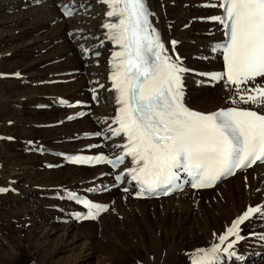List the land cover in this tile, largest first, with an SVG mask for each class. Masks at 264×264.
Listing matches in <instances>:
<instances>
[{
  "label": "bare ground",
  "instance_id": "6f19581e",
  "mask_svg": "<svg viewBox=\"0 0 264 264\" xmlns=\"http://www.w3.org/2000/svg\"><path fill=\"white\" fill-rule=\"evenodd\" d=\"M59 1L0 0V27H2L0 28V70L5 67L2 74L6 75V79H13V82H18L16 81L17 79L19 82L24 80L30 81V84H35L32 88H21L20 92L16 90L17 87H14L15 91L13 90L12 92L7 89L8 96L5 99L8 103L7 108L9 107L10 111L8 112V118L13 121L10 123V132L7 134L8 140H19L20 143L26 145L27 149L76 152L77 148L83 145L96 146L94 141L81 144L82 142L74 141V139L91 133L94 131L96 123H100L110 117L112 97L107 91L105 84L104 88L98 92L102 104L93 108L90 116L74 121H68L69 117H73L72 112H79L82 109L72 111L57 105V103H59V100H74L78 98H87L85 100L88 102V91H91L92 88L100 83H105L109 70L106 65L108 55H110L109 58H112V52L119 51V46L115 45L110 48V41H104V45L101 47L102 57L99 60H95L99 62L97 67L93 65L95 61H84V56L80 51L88 46L92 37L98 38V41H103L108 30L102 25L116 22V19L106 17L105 12L107 9L100 3V0H71L76 2L77 6L91 7V9L75 18L60 21V15L55 8L56 2ZM185 1L147 0L153 13V21L161 38L165 44H168L170 39L176 40L180 64L184 68L191 70L183 75V84L186 87L183 92V101L189 108L205 113H211L221 108L237 107L226 102V99L230 98L231 86H226L225 80L217 81L219 83H216L208 76L209 72L217 71L220 67L221 54L216 47V43L222 40V28L219 22H214L207 18L221 15V13L219 8H203L202 4L214 3L216 0ZM31 5L35 7L26 10V12L21 11L23 7H30ZM15 10H18V13H13ZM7 11H11L12 14H7ZM205 13L207 14L205 15L207 17L205 21L207 25L200 33L201 35L195 34L196 36H193L191 33L192 29H187L188 21L193 17H201ZM24 21H29L27 28L29 30L15 32V30H19L20 24ZM8 25H12V33L10 30H6L7 27L5 26ZM44 30H48L46 36H35L37 32ZM65 32L72 33L70 40L65 36ZM18 34L20 37H17ZM28 34H30L31 38H29ZM61 39H63L62 44L51 46L54 41ZM190 42L193 44H190ZM83 45L84 47L82 48L81 46ZM38 49L40 51L46 50V54L41 55L38 53L36 55L33 51ZM24 58L29 60L25 61ZM57 60L60 62L52 64L53 61ZM46 64H49L47 67L51 68L48 74L32 73L37 67H44ZM85 65L87 68H84ZM67 72H72V74L78 72V74L65 76L64 74ZM57 75L60 76L58 77ZM62 80L71 81L67 84H62ZM95 81H98V83H94ZM198 81L201 84H197ZM255 81L257 82L251 81L252 85L247 84L243 87L264 86V78L256 79ZM42 82L46 83H43L42 87L37 88V83ZM215 84L218 87L214 88ZM205 89L211 90L206 92ZM13 96L14 98H12ZM192 97L193 99H191ZM45 98L49 100L46 104L42 102ZM26 105H34V107L36 105H47L45 113L48 118H33L31 117L33 113L27 118H20V112L15 108ZM255 107L264 109V105H255ZM250 109L257 110L255 108ZM261 113H264V111H261ZM41 124H52L53 128H48V130L41 129V133H39L42 136L33 138L32 134L37 131L35 127ZM116 145H118L117 141L105 144L106 147H116ZM90 149L92 152L99 151L97 147ZM38 161V166L54 163L47 155L37 160L28 159L27 163L21 165L23 166L21 170H16L18 168L17 164L12 165V163L7 162L1 174H4L3 177L6 180L5 189L9 191V188H13L15 192L14 195L11 193V196L19 204L18 212L26 219L32 234L30 238L33 240L32 242L38 253L43 254L44 262H48L55 255H58L57 258H59L56 261L57 264H70L79 257H88L92 251H96L91 246V240H96V234L93 231L97 229L105 231L104 237L100 236V245H104L107 248V235L112 233L122 250L128 249L129 252L132 250L130 257H133L128 259L127 264H189L191 260L190 254L194 249L208 247L216 243L218 236L225 228L230 226L232 221L243 214L248 207L260 206L262 211H264V175L262 177L257 175L256 179L253 176L257 172H264L263 165L254 166L248 171L251 175L247 177L248 183L246 186L240 184V182L237 183L240 187L239 195L237 196H239V203H242V205H239L238 208L234 207L235 209L232 208L234 204L229 203L233 202L232 199H226V197H232L231 193H234L233 188L229 186L230 184H227L232 180L231 178L221 183L223 188L220 191L222 194L220 198L211 195L216 197L213 198L214 201L212 200V203L209 201V195L212 190L208 192L184 191L158 201H134L128 195L114 191L105 192L97 199L111 202L112 206L108 212L98 216L94 221L77 223L73 217L72 219L68 218V215L73 216L75 212L76 214L78 213V210L75 212L65 211L62 209L63 207H58L57 209L60 210H57V216H48L45 202L37 200L38 194H36V191L38 190L41 196L44 194L53 196L58 195L59 191L71 192L75 189L73 186L78 185L87 190L101 189L105 187L107 178L96 179L94 182H91V179L103 173V169L94 168L88 170L65 166L51 171L43 170V173L37 174L41 178L39 179V187L41 188L38 189L35 187L36 184H34L37 180H31L29 177H31L32 172H28V169H30V171L32 170L35 173L34 167L37 166L36 162ZM89 176L91 177L89 178ZM236 177L237 175L234 178ZM22 181L31 185L17 190L16 185L20 182L22 183ZM219 185H216L214 189ZM42 190H45V192H42ZM49 204L51 205V203ZM207 204L212 205L211 210L206 208ZM114 213L122 216L121 221L115 218ZM0 214L3 213L0 212ZM259 217V222L254 223L253 219H251L242 226V229H247V225H251L255 226V231L264 230V216L259 215ZM168 218L170 219L169 221ZM47 220H51L56 225H50ZM81 229H87V231L81 232L79 231ZM121 231L127 232L128 239H132L131 244H127L126 241L121 239ZM214 233L217 235L214 236ZM80 235L85 236L86 242H84L87 249L84 248L73 252L75 248L73 246L75 244L74 241L76 238H80ZM101 241H106V243ZM247 243H249V240ZM249 246H251V243H249ZM97 248H99V245ZM251 248L253 247L251 246ZM101 249L104 248L101 247ZM253 249L255 251L249 253L239 246L237 252L244 255L247 258L246 261H254L252 256L246 253L262 254V250L259 247ZM258 250L261 251L258 252ZM97 252H100V249H97ZM62 254H64V257H61ZM103 258H105V263H111L112 255Z\"/></svg>",
  "mask_w": 264,
  "mask_h": 264
},
{
  "label": "snow or ice",
  "instance_id": "6c2138e0",
  "mask_svg": "<svg viewBox=\"0 0 264 264\" xmlns=\"http://www.w3.org/2000/svg\"><path fill=\"white\" fill-rule=\"evenodd\" d=\"M106 6V17L116 22L102 25L107 39L119 46L109 61L111 90L119 107L113 123L114 136L126 141L116 147L123 152L114 160L104 161L114 168L131 158L127 169L132 180L140 186L139 194L168 195L184 173L191 187H212L238 169L264 163V114L257 111L229 108L205 114L188 108L183 102L182 73L191 71L173 59L150 20L153 15L146 0H100ZM202 7L219 8L222 15L207 19L223 25L227 41L221 49L225 71L212 74L211 79L234 86L237 93H245L243 103L264 105V86L244 88L256 78H264V0H216ZM71 15V13H66ZM173 48L176 41L171 42ZM215 51V49H214ZM18 75V74H17ZM71 119V117H69ZM73 163L91 162L76 158ZM117 176V180H120ZM8 189L0 188V192ZM127 191V189H125ZM88 209L85 219H95L106 207L80 201ZM264 216L260 206L248 207L232 221L219 243L208 249H198L192 264H220L223 254L237 256L234 245L244 239L240 225ZM216 236L217 234H213ZM264 240V236L261 237ZM233 250V251H230Z\"/></svg>",
  "mask_w": 264,
  "mask_h": 264
},
{
  "label": "rangeland",
  "instance_id": "374dc122",
  "mask_svg": "<svg viewBox=\"0 0 264 264\" xmlns=\"http://www.w3.org/2000/svg\"><path fill=\"white\" fill-rule=\"evenodd\" d=\"M186 1H188V0H186ZM202 5H204V4H202ZM36 6H38V4H36ZM33 7H35V6H33ZM30 8L31 7H26V9H25V7H23L21 9V11L22 12H26V10H30ZM203 8H208V7H203ZM7 12H8L7 14H9V15L12 14L11 11H7ZM13 13H18V10H15ZM205 15H207V14L205 13L201 17L200 16L199 17L198 16L197 17H193L190 21H188V24L186 26H187V29H190V30L192 29L191 33H192L193 36L195 34L199 35L202 32V30H204V27L207 25L206 22H205L207 17ZM28 22L29 21H24L23 23H21L20 27H19V30H15V32H19L21 30L22 31L23 30L28 31L29 30V29H27L28 25H29ZM209 24H211V23H209ZM51 26H53V25L51 24ZM5 27H7L6 30H10V32L12 33V25H8V26H5ZM0 28H2V27H0ZM168 29H170V28L168 27ZM204 33L206 34V32H204ZM47 34H48V30H44V31L37 32L35 36L36 37L42 36V35L46 36ZM28 35H29V38H31L30 34H28ZM17 37H20V35L18 34ZM16 42L18 43V41H16ZM62 42H63V39L58 40L56 42L54 41L53 45H51V46L60 45V44H62ZM190 44H193V43L190 42ZM33 52H35L36 55L38 53L41 54V55L46 54V50H41L40 51L38 49V50L33 51ZM24 60L27 61L29 59L28 58H24ZM59 62H60L59 60L53 61L52 64H56V63H59ZM47 66H49V64L44 65V67H42V66L41 67H37L35 70L32 71V73H34V74H48V71L51 68L47 67ZM2 68H3V70H0L1 74L4 71L5 67H2ZM84 68H87V66L86 67L84 66ZM73 74H75V73H73ZM77 74H78V72H77ZM52 75L55 76L54 74H52ZM46 76H49V75H46ZM57 76L59 77L60 75H57ZM68 82H70V81H68V80H65V81L62 80L61 81L62 84H67ZM9 83L12 85V87H11V85ZM43 83L45 84L46 82L37 83L36 87L37 88L38 87L39 88L42 87L44 85ZM197 84H201V82L198 81ZM49 85L51 86V84H49ZM33 86H35V84H30V81H24L23 80L21 82V80H20V82L19 81L18 82H13V79H6V76L4 74H2L0 76V110L2 109L0 111V188L1 187L2 188H6V180L3 177L4 174H1V173H3V168H4L5 163H7V162L9 163L10 162V163H12V165H16L17 164L16 166L18 168H16V170H18V169L21 170V168L23 167L21 165L27 163L28 159L31 158L32 160L33 159L37 160V159L41 158V157H38V156H40V155H38V153H36L32 149H27L25 147L26 145L20 143L19 140H17V141L16 140H14V141L8 140V134L10 132V125H11L10 123L13 122V121H11L8 118L9 117L8 116V112H10V111L8 109L9 107L7 108L8 103H7L6 99H5L8 96L7 89H8V91L12 92L14 90V87L15 88L17 87L16 90L18 92H20L21 88H25V87L26 88L27 87L28 88H32ZM210 90L211 89H209V90L205 89L206 92H209ZM236 93L237 92H235L233 95H235ZM12 98H14V96ZM191 99H193V97ZM229 99L230 98L226 99V102L228 104L230 103ZM231 100H232L231 103H233L234 105L252 107V104L243 103V102H241V100H238L234 96H231ZM48 101L49 100L47 98H45L42 102H44V104H46ZM15 109H17L18 112H20L19 113L20 118H27V117L31 116V113H33L32 116H31L33 118H43V119L48 118V115H46V113H45L46 110L36 109V106L34 107V105H26L24 107L23 106H17ZM35 128H36L37 131H35L32 134L33 138L42 136V134H40L41 133V129L42 130L43 129L44 130L45 129L48 130V128H42V127H40V125L36 126ZM51 128H53V127H50L49 129H51ZM36 164H37V166L34 167L35 170H36L35 173L32 170L30 171V169H28V172L29 173L32 172L31 173V177H29L31 180H35V181L37 180L38 181V182L36 181L35 183H34V181H32V182L34 184H36L35 187H37L39 189V188H41V187H39V185H40L39 179H41V178H39V175H37V174L43 173L42 171L44 170V168L41 165L38 166L39 161L36 162ZM242 175H245V177L244 176L241 177L240 175H237L236 178H232V180L229 181V183H227V184H230L229 186L232 187L233 191H234V193L233 192L231 193L232 197H226V199H228V200L232 199L233 202H229V203L234 204V206L232 208H234V207L238 208L239 205H242V203H239L240 202L239 201V196H237V195H239L238 193L240 191V187L237 185V183L240 182V184H243L244 186H246L247 183H248V178L247 177H250L251 173L247 172V173H244ZM257 175L262 177L264 175V172H261V173L257 172L255 174H253L255 179L257 178ZM91 176H89V178ZM29 185H31V184H26L25 181H22V183L20 182V183H18L16 185L17 186L16 189L17 190L24 189L26 186H29ZM222 188H223V185L221 184L216 189L211 191V193L209 195V201L211 203H212V200L214 201L213 198H216V197H212L211 195L218 196L220 198L221 195H222L221 192H220L222 190ZM42 192H45V190H42ZM235 192H236V194H235ZM11 193H13V195L15 193L13 188H9V191L0 192V212L3 213V214H0V264H57L56 261L59 260V258H57L58 255H55L54 257H51L48 260V262H44V260L42 258L43 254L38 253L37 248L34 246V243L32 242L33 240L30 238L32 236V234L30 232L29 226L26 223V219H24L19 214V212H18L19 204L16 202L15 198H13L11 196L12 195ZM9 194H10V196H9ZM36 194H38L37 195V200L38 201L42 200V202H43V200H45V198L44 199L40 198L41 195L39 194L38 190L36 191ZM50 200H52V199H50ZM52 201L55 202V203L58 202V201H55V200H52ZM53 202H51V203H53ZM58 203L65 204V202H63V201L62 202H58ZM44 204H45V206L47 204L50 205L49 203L46 204V202ZM206 206H207L206 208H208L209 210L212 209V205H208L207 204ZM45 208L48 209L47 207H45ZM62 209L67 211L65 208H62ZM57 210H60V209H57ZM46 211H47L46 213H47L48 216L53 217V216H57L58 215V212L56 213L55 209L53 207H51L49 210H46ZM116 214L114 213L115 218L118 221H121L122 216L117 214V217H116ZM169 220L170 219L168 218V221ZM47 222L50 223V225H54V226L56 225L51 220L50 221L47 220ZM84 228H86V227H84ZM79 231L86 232L87 229H83V230L81 229ZM104 232L105 231H100V230H97V229L93 231V233L96 234V240H91V246H93L94 249H96V251H92L91 254L88 255V257H79L77 260L72 261L70 264H127L128 263V259L133 257V256L130 257V255H131L130 252H132V250L130 252L128 251V249L127 250H122L118 246V243H117V241L114 238V234H112V233H110V234L108 233V235H107L108 244H106V245H108V247L106 246L107 248H105L104 245H100L99 244V241L101 239L100 236H102V238H103L104 235H105ZM121 232H122L121 233V239L123 241H126L127 244H131L132 239H128L129 236H128L127 232L126 231H121ZM112 235H113V239H112ZM79 237L80 238H76V240L74 241L75 244L73 246L76 249L74 248L73 252H75L77 250H80V249H84V248L87 249V246H86V243H85L86 242L85 236L84 235H80ZM29 241H31V242H29ZM101 242L106 243V241H101ZM249 243H251L250 240H249ZM249 243L246 242V245L249 246ZM98 245H99V248H97ZM101 247L104 248V249H101ZM242 248H244V247H242ZM253 248H251L250 250H247L246 248H244V249L247 250L249 253H253L255 251V249H253ZM97 249H100V252H97ZM109 249L111 250L112 253L110 252ZM141 250L143 251V249H141ZM260 251L261 250H258V252H260ZM111 255H112L111 263L109 261H108L109 263H107V262L105 263V261H104L105 258L102 259V257H109ZM61 257H64V254H62ZM246 262L247 263L250 262L251 264H255L254 263L255 260L254 261H246ZM259 264H264V259Z\"/></svg>",
  "mask_w": 264,
  "mask_h": 264
}]
</instances>
